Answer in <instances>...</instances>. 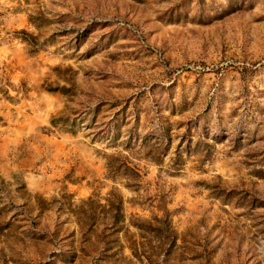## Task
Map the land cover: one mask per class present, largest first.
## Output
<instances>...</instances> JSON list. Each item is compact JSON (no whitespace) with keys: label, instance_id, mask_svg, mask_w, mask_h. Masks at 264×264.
I'll list each match as a JSON object with an SVG mask.
<instances>
[{"label":"rangeland","instance_id":"1","mask_svg":"<svg viewBox=\"0 0 264 264\" xmlns=\"http://www.w3.org/2000/svg\"><path fill=\"white\" fill-rule=\"evenodd\" d=\"M1 68L0 264H264V0H0Z\"/></svg>","mask_w":264,"mask_h":264},{"label":"trees","instance_id":"2","mask_svg":"<svg viewBox=\"0 0 264 264\" xmlns=\"http://www.w3.org/2000/svg\"><path fill=\"white\" fill-rule=\"evenodd\" d=\"M7 71L3 68L0 69V95L7 98V99H11L12 96L10 95L9 93V87L11 85V82H10V79L8 78L7 76ZM128 169H131L132 171H134L137 175H138V168L136 166L134 167H129L128 166ZM115 216H114V223L112 224L111 227H115L116 224L115 222L116 221H121V208H119V210H116L115 212ZM137 227L142 229L143 226H141L140 224H137Z\"/></svg>","mask_w":264,"mask_h":264}]
</instances>
